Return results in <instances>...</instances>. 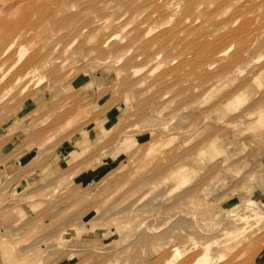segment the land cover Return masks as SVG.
<instances>
[{"label": "rangeland", "instance_id": "rangeland-1", "mask_svg": "<svg viewBox=\"0 0 264 264\" xmlns=\"http://www.w3.org/2000/svg\"><path fill=\"white\" fill-rule=\"evenodd\" d=\"M263 3L0 0V262L264 263Z\"/></svg>", "mask_w": 264, "mask_h": 264}, {"label": "bare ground", "instance_id": "bare-ground-1", "mask_svg": "<svg viewBox=\"0 0 264 264\" xmlns=\"http://www.w3.org/2000/svg\"><path fill=\"white\" fill-rule=\"evenodd\" d=\"M178 1V0H177ZM180 1V0H179ZM184 1V0H183ZM203 1V0H202ZM185 2H187V1H185ZM179 3V2H178ZM177 3V4H178ZM264 4V3H263ZM109 5V4H108ZM175 5V4H174ZM186 5V4H185ZM106 6V5H105ZM173 6V5H172ZM178 6H180L179 4H178ZM184 6V5H183ZM163 7V6H162ZM167 7V6H166ZM258 7V6H257ZM171 8V7H170ZM167 9V8H166ZM168 9H169V6H168ZM179 9V7L178 8H176V11ZM183 8H181V10H182ZM203 10V9H202ZM178 12V11H177ZM176 12V13H177ZM203 13V12H202ZM156 14V13H155ZM210 15V14H209ZM203 16H205V15H203ZM243 16H244V14H243ZM121 18V17H120ZM262 19V18H261ZM229 22H231V21H229ZM228 25H229V23H227ZM225 25V28H226V23L224 24ZM223 26V25H222ZM216 28H217V26H216ZM215 28V29H216ZM233 28V27H232ZM218 30H217V33H218V31H219V28H217ZM216 31V30H215ZM228 32V31H227ZM223 33V32H222ZM23 34H21V36H22ZM219 35V34H218ZM218 35L216 36V37H218ZM20 36V37H21ZM46 36H47V34H46ZM220 36V35H219ZM44 38V37H43ZM227 40V39H226ZM3 42V41H2ZM15 42L16 41H11V43L9 44V47L11 48L14 44H15ZM1 43V42H0ZM14 47V46H13ZM165 48V47H164ZM7 49H8V47H7ZM28 50V49H27ZM206 50V49H205ZM21 51V53H20V58H19V60L17 61V63H14L15 65H17L19 62H21L22 60H23V58L25 57V55H26V51L24 50V49H21L20 50ZM6 53L8 52L7 50L5 51ZM216 52V51H215ZM161 53V52H160ZM163 53V52H162ZM222 53V52H221ZM0 54H2V52L0 53ZM28 54V53H27ZM167 54V53H166ZM15 55V54H14ZM13 55V56H14ZM222 55H225V52L224 53H222ZM199 56V55H198ZM11 57V56H10ZM121 57V56H120ZM8 59H11V60H13V58H8ZM8 59L7 60H5L4 61V63L6 62V61H8ZM16 59V58H15ZM10 61V60H9ZM39 61H37L36 63H38ZM40 62H41V60H40ZM8 63V62H7ZM194 63H195V60H194ZM210 64V63H209ZM35 65V64H34ZM1 66V65H0ZM12 66V65H11ZM32 66V65H31ZM41 66H43V67H45V66H47V61L46 60H44L43 61V63L41 64ZM41 66H33V67H31L30 69H28L27 71H26V73L25 74H23V75H18L16 78H15V84H18V85H20V83L22 82V81H24V79H26V78H29V77H32L33 78V76H35L38 72H40L39 70H40V67ZM12 67H15L14 65L12 66ZM12 67H10V68H12ZM201 69V68H200ZM125 71V70H124ZM36 78V77H35ZM32 80V79H31ZM38 80V79H37ZM30 81V80H29ZM33 81V80H32ZM31 82V81H30ZM13 83V84H14ZM29 85V84H28ZM15 86V85H14ZM173 87V86H172ZM14 88V87H13ZM17 88V87H16ZM24 89H26V86L24 87ZM5 239V238H4ZM211 249V248H210ZM208 254H209V248L207 249V251H206V255L204 256V259L206 260V263H207V259H208ZM222 256H223V254H222ZM221 256V257H222ZM209 263V262H208ZM256 264H264V263H262V262H256Z\"/></svg>", "mask_w": 264, "mask_h": 264}, {"label": "crops", "instance_id": "crops-1", "mask_svg": "<svg viewBox=\"0 0 264 264\" xmlns=\"http://www.w3.org/2000/svg\"><path fill=\"white\" fill-rule=\"evenodd\" d=\"M28 154H29L28 151L25 152V153L23 154L22 158L27 157ZM22 158H21V159H22ZM8 166H9V164H8ZM8 166H7V167H8ZM7 167H6V166H2V167H0V179H1V178H4V175H5V172H6V170H7ZM262 200L264 201V193H263V195H262ZM62 261H64V260H62ZM0 264H4L3 260L0 262Z\"/></svg>", "mask_w": 264, "mask_h": 264}]
</instances>
